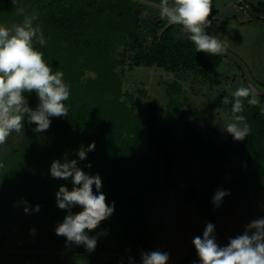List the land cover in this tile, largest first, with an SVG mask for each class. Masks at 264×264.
Masks as SVG:
<instances>
[{"label":"trees","instance_id":"obj_1","mask_svg":"<svg viewBox=\"0 0 264 264\" xmlns=\"http://www.w3.org/2000/svg\"><path fill=\"white\" fill-rule=\"evenodd\" d=\"M145 1L160 4V0H17V5L24 10L18 15L12 0H0V22L21 24L25 16L37 14L33 25H39L46 44L40 46L34 41V46L43 53V59L53 72L64 73L63 81L70 90L69 99L63 102L68 108V116L50 117L51 125L42 133L34 132L36 125L28 123L25 117L23 139L17 148L21 151V157L15 160L8 154L0 162L3 165L0 168V218L10 209L9 205L17 201L18 193L29 192L30 197L26 200L46 209L51 208L56 227L62 223L68 211L57 207L56 193L64 183L73 187L71 178L57 179L62 181L59 184L38 179L39 176L32 170L42 171L46 160L52 164L53 161L63 162L67 159L76 160L77 167L86 174L99 175L102 181L100 192L106 196V203L109 206L114 203V209H117L88 233L90 237H97L96 248L104 241L101 233H121L128 241L135 238L129 224L131 220L139 218V212H133L130 206L145 202L152 191L176 189L185 201L196 200L203 220V228L198 235L201 238L207 223L216 226L214 194L194 186L180 185L171 178V161L183 142L171 141L170 137L177 127L171 118L166 119L164 127L155 135L151 120L134 115L132 109L120 99L121 79L116 71L120 61L115 55L120 48L124 53L130 52L137 65L161 66L172 71L184 67L196 70L211 85L219 80L208 54L196 52L189 34L186 31L182 33L181 26L168 24L166 19L160 17L159 7ZM251 1L253 10L264 13V0ZM220 6L218 0H212L209 19L214 30L213 16ZM145 8L152 10L151 15ZM224 55L212 56L218 58ZM86 68L95 70L97 76L82 83L80 75ZM244 81L245 87H248L249 84ZM24 95L28 106L35 109L39 102L36 93ZM224 97L229 98L232 108V94L222 93L217 103L222 104ZM257 98L259 105H249L245 100L244 111L240 113L253 129L252 134L245 138L247 144L244 146L253 152L259 166L245 180L240 178L238 183L245 187H264V114L261 112L264 95L260 94ZM174 103L170 105V113H173ZM115 119L120 122L112 129L113 125L109 122ZM97 127L103 130L106 127L104 138ZM183 136L187 139L190 134L184 132ZM93 142L95 149L87 152L85 160H80L78 150L86 149ZM201 146L207 157H212L215 147H218L207 143ZM160 160L165 163L164 170L157 167L156 163ZM89 164L91 167L87 166ZM144 168L148 169L145 175L142 174ZM93 191H96L95 186ZM122 204H127L124 211L118 207ZM72 209L73 214L83 210L79 206L76 210ZM97 230L100 234L96 233ZM245 231L241 230L238 236ZM53 235L56 236V232ZM58 239L62 242L65 237L58 236ZM140 240L134 242L135 249L128 254V259L133 258L140 249L143 243ZM195 251L192 245L175 264H188Z\"/></svg>","mask_w":264,"mask_h":264},{"label":"rangeland","instance_id":"obj_2","mask_svg":"<svg viewBox=\"0 0 264 264\" xmlns=\"http://www.w3.org/2000/svg\"><path fill=\"white\" fill-rule=\"evenodd\" d=\"M228 1L236 0H218L220 5ZM145 9L151 15L152 10ZM14 25V21L0 22V26L7 28ZM214 27L222 42L246 63L252 78L264 88V19L255 17L239 22L232 16L227 23H217ZM180 31L185 32L182 27ZM115 55L120 61L116 71L121 79V101L132 109L134 115L149 118L155 135L168 118L177 126L170 139L183 142L171 161L172 180L213 194L218 189L230 193L219 207H214L217 223L213 235L218 245L227 246L229 240L237 237L248 224L264 218V187H245L238 183L240 178L245 180L259 169L256 157L244 146L246 139L234 140L224 129L232 122L230 103H217L222 93L232 94L237 88L245 87L242 70L227 55L214 58L208 54L219 79L217 84L211 85L194 69L181 67L172 71L161 66L137 65L132 54L124 53L121 48ZM96 76L95 70L86 68L80 80L86 83ZM172 102L175 103L173 113H170ZM119 122L115 119L109 123L113 129ZM245 124L249 128L248 135L252 134L249 124L240 122L241 127ZM97 129L104 138L106 127L104 130L101 127ZM184 132L190 137L186 139ZM23 135L24 128L21 133H11L6 143L0 145V162L8 154L15 160L21 157L17 148ZM202 143L218 146L212 157L205 155ZM156 164L158 168L165 169L162 160ZM50 167V160H46L42 171H32L40 180L61 184L62 181L52 178ZM147 170L144 168L142 174L145 175ZM215 183L218 185L215 186ZM64 186L72 189L65 183ZM29 197V192L18 193L17 201L9 205L10 209L0 218V264H101L106 261L141 264L143 252L156 250L168 253V264H175L192 248L193 239L203 228L196 200L185 201L176 189L152 191L145 202L130 206V210L139 212V218L129 224L135 238L128 241L121 233L106 236L101 233L102 245L88 252L83 245L68 244L66 238L60 242L58 236L53 235L57 222L51 217L52 209L40 207L39 212L34 211L37 204L26 200ZM25 202L29 208L27 214L24 211ZM118 207L124 211L127 204ZM76 208L73 207L74 210ZM96 233L100 234L98 230ZM139 239L143 242L140 249L128 259V254L135 249L134 242ZM188 264H199L196 251Z\"/></svg>","mask_w":264,"mask_h":264},{"label":"clouds","instance_id":"obj_3","mask_svg":"<svg viewBox=\"0 0 264 264\" xmlns=\"http://www.w3.org/2000/svg\"><path fill=\"white\" fill-rule=\"evenodd\" d=\"M17 14L23 13V8L17 5ZM212 14V0H160L159 15L170 25L181 26L194 42L196 52L211 55L226 53V45L216 36L209 35L205 28L209 27ZM38 16L33 13L25 16L21 24L12 28L0 26V145L6 143L11 133H21L27 117L28 123H34L36 133H42L51 125L50 117L68 116V108L63 103L69 99V86L63 81L62 71L53 72L52 67L43 59V53L34 46V41L44 46L46 41L39 25L33 22ZM35 92L38 105L35 109L28 106L25 93ZM260 93L251 85L239 87L232 93V122L224 128L234 140L243 141L249 133L245 124L244 102L257 106ZM250 97V98H249ZM223 103L228 104L229 98L224 97ZM264 114V108L261 109ZM95 149V143L86 149L78 150L80 160L87 158V152ZM91 167V165H87ZM0 168L3 165L0 164ZM53 179L68 180L71 178L73 187L68 190L60 186L56 193L57 206L67 210L55 232L64 236L68 244L83 245L88 252H93L97 245V237L88 233L108 219L114 212V203L109 206L106 196L100 192L102 181L99 175H88L77 167V161L67 159L53 161L50 167ZM95 186L96 191H93ZM230 195L225 190L218 189L214 194L213 203L219 207L225 196ZM79 206L83 210L73 214L71 209ZM40 211V206L33 209ZM25 213H29L25 202ZM215 226L207 223L202 238L197 236L192 243L199 257V264H264V218L252 221L246 226L244 234L231 238L227 246L221 247L213 235ZM34 231V230H33ZM251 233V234H249ZM107 235V233H102ZM169 254L159 250L143 252L141 264H168Z\"/></svg>","mask_w":264,"mask_h":264},{"label":"water","instance_id":"obj_4","mask_svg":"<svg viewBox=\"0 0 264 264\" xmlns=\"http://www.w3.org/2000/svg\"><path fill=\"white\" fill-rule=\"evenodd\" d=\"M146 3H149L153 6L159 7L158 4L151 3L148 1H145ZM232 16H236L241 21H244L245 19H252L253 17H261L264 18V13L257 12L252 10L248 4L245 2V0H238L237 2H230L227 3L225 6H222L218 12L213 16V19L215 20V23H219L222 25L224 22L228 21V19ZM209 35L216 36L220 41H222L219 37V35L216 33L214 28L209 25V27L205 28ZM232 61H234L237 65L240 66V68L243 71L244 77L249 84L254 89H256L261 95H264V88L261 87L256 80H254L247 68L246 63L238 57L234 52H232L227 46H226V53H225Z\"/></svg>","mask_w":264,"mask_h":264},{"label":"flooded vegetation","instance_id":"obj_5","mask_svg":"<svg viewBox=\"0 0 264 264\" xmlns=\"http://www.w3.org/2000/svg\"><path fill=\"white\" fill-rule=\"evenodd\" d=\"M238 0H236V1H234V2H237ZM245 2L248 4V6L253 10V5H252V2L251 1H248V0H245ZM227 3H230L229 1L228 2H226V3H224L223 5H221L220 6V8L222 7V6H225ZM254 11H256V10H254ZM258 12V11H257ZM234 18H236L237 19V21H239V22H241V20L240 19H238L236 16H234ZM253 18H255V17H253ZM252 18V19H253ZM257 18H261V17H257ZM252 19H245L244 21H247V20H252ZM230 20V18L228 19V21ZM228 21H226V23L228 22ZM243 22V21H242ZM213 23H214V25L216 24L215 23V20L213 19ZM223 24H225V22L223 23ZM242 70V69H241ZM242 73H243V71H242ZM243 76H244V74H243ZM245 78V77H244ZM246 80V79H245Z\"/></svg>","mask_w":264,"mask_h":264}]
</instances>
